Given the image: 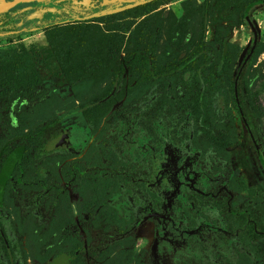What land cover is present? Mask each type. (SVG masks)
Here are the masks:
<instances>
[{
  "label": "rangeland",
  "instance_id": "rangeland-1",
  "mask_svg": "<svg viewBox=\"0 0 264 264\" xmlns=\"http://www.w3.org/2000/svg\"><path fill=\"white\" fill-rule=\"evenodd\" d=\"M184 1L133 8L141 0H38L0 12V51L35 47L41 76L32 90L0 94V156L24 141L20 117L27 114L35 128L45 117L56 118V136L13 170L0 196V222L18 247L9 263L264 264V2L248 10L259 46L245 75L256 139L231 101L217 95L203 128L191 115L180 74L136 86L127 67L115 79L122 98L92 128L80 103L112 80L115 64L76 78L56 61L66 47L57 52L45 36L61 10L69 18L60 25L96 23L124 8L130 11L121 24L154 11H170L176 22L185 13ZM219 15L207 26L205 41L215 57L226 38L237 45L236 66L253 32L247 19L231 26ZM174 27L154 28L159 56L183 46Z\"/></svg>",
  "mask_w": 264,
  "mask_h": 264
},
{
  "label": "trees",
  "instance_id": "trees-1",
  "mask_svg": "<svg viewBox=\"0 0 264 264\" xmlns=\"http://www.w3.org/2000/svg\"><path fill=\"white\" fill-rule=\"evenodd\" d=\"M163 1L165 0H141L133 8L153 6ZM254 1L256 0H203L195 6L191 0H186L183 3L185 13L176 22L170 11H154L138 22L125 21V24H121V20L128 16L125 14L130 11L124 8L101 17L102 21L96 20V23L75 20L60 25L58 21L69 18V14L61 10L54 15V21L45 29V36L57 52L60 46L66 47L63 54L57 53L56 56L58 65L66 74L86 79L89 78V71L107 63L115 64L112 80L80 103L82 114L92 128H95L102 117L122 98L120 91L115 87V79L120 78L127 67L131 81H134L136 86H143L154 77L180 74L187 91L191 115L203 128L210 122L213 101L217 95L222 96L225 101H231L248 134L252 139H256L258 129L255 107L245 80L253 55L251 54L242 65L249 50L246 51L235 66L233 60L240 54L237 45L230 43L226 38L220 45L221 53L215 57L213 54L211 56L212 52L205 41L207 26L215 22L211 19L217 12L220 14L217 20L220 22L226 21L231 26L244 24L247 21L245 8ZM117 2L106 4L104 8L109 10ZM100 22H103V25H100ZM194 22L197 24V37L193 36ZM174 23L173 31L177 33V44L184 42L183 46L177 53L168 54L166 57L159 56L160 43L157 39L152 40L154 28L164 24L172 28ZM229 25L221 27L228 29ZM258 47L256 44L254 51L257 52ZM34 49L35 47L30 46L0 51V94L7 91H29L41 82L33 55ZM121 53L123 56L120 60ZM26 116L27 114L19 118L20 127L26 129L22 133L24 141L22 144L8 147L0 156V196H3L13 170L32 156H38L48 136H56L55 117H45L44 122H40L39 127L35 128L28 124ZM52 144H56V138ZM5 227L0 222V264H14L8 260L17 256L18 247ZM253 236L257 235L253 233ZM245 261L247 264L248 260Z\"/></svg>",
  "mask_w": 264,
  "mask_h": 264
},
{
  "label": "water",
  "instance_id": "water-1",
  "mask_svg": "<svg viewBox=\"0 0 264 264\" xmlns=\"http://www.w3.org/2000/svg\"><path fill=\"white\" fill-rule=\"evenodd\" d=\"M32 1H38V0H12V2H10V3L4 4V5H0V12H2V11H4V10H7L9 7L15 6L16 4H19V3H22V2H32ZM262 2H264V0H256V1L250 3V4H248V5L246 6V8H245V17H246V19H247L248 21H249V16H248V10H249V8H250L251 6H253V5H256V4H258V3H262ZM249 25H250V27H251V29H252L253 37H254V38H253V43H252V45H251V47H250V49H249V52L247 53L245 59L243 60L242 65H244L245 62H246V59H247L248 57H250V55L252 54V52H253V50H254V48H255V46H256V43H257V31H256L255 27L252 25V23H251L250 21H249ZM244 54H245V53L242 54V57L244 56ZM242 57H241V59H242ZM65 264H66V263H65Z\"/></svg>",
  "mask_w": 264,
  "mask_h": 264
},
{
  "label": "flooded vegetation",
  "instance_id": "flooded-vegetation-1",
  "mask_svg": "<svg viewBox=\"0 0 264 264\" xmlns=\"http://www.w3.org/2000/svg\"><path fill=\"white\" fill-rule=\"evenodd\" d=\"M65 263H66V264H69V263H68V261H65V262L63 261V263H62V264H65Z\"/></svg>",
  "mask_w": 264,
  "mask_h": 264
},
{
  "label": "crops",
  "instance_id": "crops-1",
  "mask_svg": "<svg viewBox=\"0 0 264 264\" xmlns=\"http://www.w3.org/2000/svg\"><path fill=\"white\" fill-rule=\"evenodd\" d=\"M56 15V14H55Z\"/></svg>",
  "mask_w": 264,
  "mask_h": 264
}]
</instances>
